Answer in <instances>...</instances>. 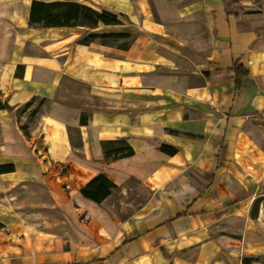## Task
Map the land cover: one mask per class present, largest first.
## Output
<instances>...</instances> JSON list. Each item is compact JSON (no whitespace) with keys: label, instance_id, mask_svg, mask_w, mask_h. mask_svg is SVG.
<instances>
[{"label":"crops","instance_id":"0c3cea01","mask_svg":"<svg viewBox=\"0 0 264 264\" xmlns=\"http://www.w3.org/2000/svg\"><path fill=\"white\" fill-rule=\"evenodd\" d=\"M32 1L121 23L30 24ZM87 30L129 36L80 41ZM0 101V164H13L0 191L110 171L142 193L121 219L110 194H76L81 242L1 200L0 264H264V0H0ZM108 141L133 154L105 162ZM100 209L105 236L90 230Z\"/></svg>","mask_w":264,"mask_h":264},{"label":"rangeland","instance_id":"374dc122","mask_svg":"<svg viewBox=\"0 0 264 264\" xmlns=\"http://www.w3.org/2000/svg\"><path fill=\"white\" fill-rule=\"evenodd\" d=\"M106 41L114 42L116 39L110 38ZM24 120L21 119V121ZM103 160L109 162L111 158H103ZM65 171H67V167H63L59 170V173H65ZM106 174V177L112 182L118 175L122 179V185L112 188L108 198L109 215H115L121 219L129 213L132 204L136 203L142 195L140 182L138 178L129 177L125 172H115L113 174L107 171ZM76 182L77 180L73 177L66 178L63 175L55 174L51 183L50 181H44L42 184L37 185L28 182L1 190L0 201L2 200L13 209L20 211L27 218L43 222L44 225H39L41 228L53 229L57 232V235H76L78 242H81L86 240L82 233L86 228L85 224L89 223V220L84 211L79 209L74 201V196L80 193L79 189L82 187L77 185ZM138 192L140 194L137 196ZM100 210L102 217L99 220L91 218L90 230H93L92 232L96 236H105L110 233V227L107 221L104 220L107 215L102 209Z\"/></svg>","mask_w":264,"mask_h":264},{"label":"trees","instance_id":"16d2710c","mask_svg":"<svg viewBox=\"0 0 264 264\" xmlns=\"http://www.w3.org/2000/svg\"><path fill=\"white\" fill-rule=\"evenodd\" d=\"M239 0H232V4H237ZM99 22L103 24H119L121 21L117 16L106 10H96L87 5L74 1H52V2H38L32 1L30 7L29 23L39 24L42 26H86L88 28L95 27ZM126 33H96L86 31L85 35L79 40L83 42H90L99 40L105 42L110 38L128 37ZM234 72L237 84L240 78L247 74V71L241 67L233 66L230 69ZM8 107L5 102L0 101V108ZM21 129L27 135L25 128ZM109 144L108 146L105 144ZM161 149L167 153L173 154L175 149L171 147L161 146ZM104 158L111 160L128 157L133 154L132 148L122 141H108L103 143ZM13 170L12 163L0 164V172H8ZM116 184L107 178L104 174L98 173L92 177L85 185H83L79 192L87 199L96 203H100L110 193L111 189L115 188ZM254 212V211H253ZM253 258H243L242 264H250Z\"/></svg>","mask_w":264,"mask_h":264}]
</instances>
